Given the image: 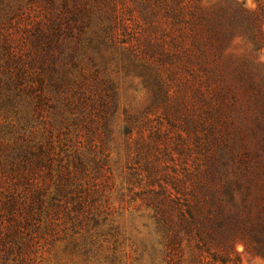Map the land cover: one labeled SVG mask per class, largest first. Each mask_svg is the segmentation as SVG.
Returning <instances> with one entry per match:
<instances>
[{"label": "trees", "instance_id": "16d2710c", "mask_svg": "<svg viewBox=\"0 0 264 264\" xmlns=\"http://www.w3.org/2000/svg\"><path fill=\"white\" fill-rule=\"evenodd\" d=\"M213 13L203 0H0V264H241L238 243L264 258V24ZM238 29L250 62L225 58ZM114 62L176 79L158 90L167 123L185 86L191 143L148 112L114 136ZM130 207L151 211L149 248L114 229Z\"/></svg>", "mask_w": 264, "mask_h": 264}, {"label": "rangeland", "instance_id": "374dc122", "mask_svg": "<svg viewBox=\"0 0 264 264\" xmlns=\"http://www.w3.org/2000/svg\"><path fill=\"white\" fill-rule=\"evenodd\" d=\"M203 5L205 9L214 12V18H231L232 20L245 18L242 14L244 9L252 12V17L259 18L264 24V0H203ZM242 34L243 31L241 29L236 30L234 37L231 40L228 39L225 46H223L225 47L224 55L227 60H236V62L241 63L250 62L255 57L251 52L250 44L239 37ZM260 57L264 63V48ZM111 64L110 76L117 97L116 124L118 126L114 128V136L121 132V128L125 124L123 118L131 117V119H135L148 112L150 116L156 117L163 129H167L171 133L180 134L186 144L192 142V125L189 121L190 115L185 104L188 99L185 86L180 87V96H175L171 102L173 117L169 118V123H167L168 121L164 119V115L161 113L164 105H166L164 104L165 98L159 96L158 90H161L163 94L168 89L174 90L178 88L175 85L176 79H168L162 85L160 83L156 84L148 74L140 69L126 66L124 68L115 62ZM256 74L255 83L258 84L264 101V66L257 70ZM227 84L232 91H237V84L229 80ZM242 108V104H238L237 109L230 118L232 122L231 131L238 136L239 141L241 137H244V140L246 139L245 132L247 129L246 115ZM117 141H122L121 137ZM115 144H112V147ZM262 146L264 151V141ZM114 150V155L122 152L119 147H115ZM150 214L151 211L145 207L117 209L113 216V226L119 232L120 238L124 240L126 245L149 248L154 244L157 236L154 234ZM236 251L239 254L241 264H264L262 256L247 252L241 243L236 245Z\"/></svg>", "mask_w": 264, "mask_h": 264}]
</instances>
